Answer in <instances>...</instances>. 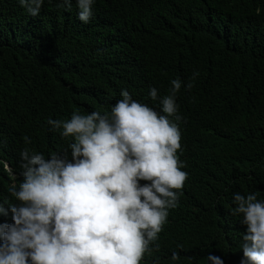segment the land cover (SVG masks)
Masks as SVG:
<instances>
[{
  "label": "trees",
  "instance_id": "obj_1",
  "mask_svg": "<svg viewBox=\"0 0 264 264\" xmlns=\"http://www.w3.org/2000/svg\"><path fill=\"white\" fill-rule=\"evenodd\" d=\"M93 5L83 23L76 0L70 8L44 0L36 16L18 0H0V159L16 167L24 148L46 158L61 153L73 139L61 137L62 128L50 130L49 117L110 113L121 89L149 100L150 87L164 96L179 78L177 154L188 175L159 248L141 264L155 256L160 264H206L209 253L239 264L246 225L230 212L232 194L264 199V0ZM10 182L0 162V200L14 203ZM173 250L176 262L169 260Z\"/></svg>",
  "mask_w": 264,
  "mask_h": 264
},
{
  "label": "clouds",
  "instance_id": "obj_2",
  "mask_svg": "<svg viewBox=\"0 0 264 264\" xmlns=\"http://www.w3.org/2000/svg\"><path fill=\"white\" fill-rule=\"evenodd\" d=\"M43 2L18 0L32 16ZM71 3L61 0L65 8ZM94 3L76 0L81 22L92 17ZM182 83L172 79L164 96L150 87L149 100L121 89L110 113L49 117L50 130L62 128L60 136L73 139L64 151L46 158L24 148L16 167L0 159L11 177L7 191L15 197L14 203L0 200V264H141L153 246L159 248L158 234L188 175L177 154L184 118L176 93ZM183 87L190 89L192 81ZM232 199L230 212L246 225L239 264H264V199L239 191ZM179 259L173 250L169 260ZM160 261L155 256L150 264ZM206 264L224 261L209 253Z\"/></svg>",
  "mask_w": 264,
  "mask_h": 264
}]
</instances>
